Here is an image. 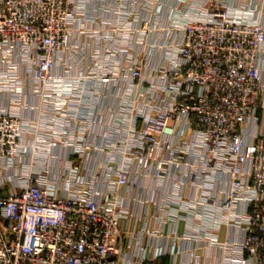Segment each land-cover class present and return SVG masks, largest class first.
<instances>
[{
    "label": "built area",
    "instance_id": "1",
    "mask_svg": "<svg viewBox=\"0 0 264 264\" xmlns=\"http://www.w3.org/2000/svg\"><path fill=\"white\" fill-rule=\"evenodd\" d=\"M96 1L0 0V93L58 130L0 107V168L20 171L0 180V264H161L150 207L161 223L209 212L202 239L174 233L197 243L185 264L212 248L264 264V131L248 132L264 109V0ZM102 98L118 103L103 117ZM39 129L68 152L37 169L20 159ZM221 225L240 238L218 241Z\"/></svg>",
    "mask_w": 264,
    "mask_h": 264
},
{
    "label": "crops",
    "instance_id": "2",
    "mask_svg": "<svg viewBox=\"0 0 264 264\" xmlns=\"http://www.w3.org/2000/svg\"><path fill=\"white\" fill-rule=\"evenodd\" d=\"M108 2L112 0H107ZM106 1V2H107ZM97 4H99V0L96 1ZM105 3V2H104ZM106 5V3H105ZM104 5V6H105ZM113 5V3H112ZM115 6V5H114ZM103 16L106 17L107 14L103 13ZM109 17H114L112 14L109 15ZM264 23V19H263ZM156 35H153L151 39L153 41H156L158 37H155ZM264 46V45H263ZM264 49V47H263ZM153 64L160 63L162 61V57H157V55H153V59L150 57L149 59ZM260 65L264 68V54L262 55V58L259 60ZM56 73H60V69L57 70ZM118 88V89H117ZM115 88L113 87L111 90L106 91V93H110L113 91H119V86ZM31 102L33 105H37L39 102L37 99L28 98L25 97L23 99V102ZM99 106L97 111L99 115H107L106 108L107 107H116L118 104L113 99H105L102 98L101 101H99ZM0 107L8 110L15 116H19L22 119H28L32 120L33 122L39 117L41 111L36 110H25L21 109L17 106L15 98L11 97L9 94L0 93ZM51 113L50 111H43L41 112L42 115H46L44 121L46 122L45 126L49 128L48 130H52L56 134L58 133V130L55 128L53 124H50V121L47 119H51ZM49 117V118H48ZM258 125L252 126L248 128V132L250 135L255 134L258 131H264V109L260 110L258 112ZM35 125V124H34ZM41 131V129H39ZM39 137L43 140H45L43 143H39V146H41V149H33L32 151V145L33 140L31 139H25L22 143L24 144V151L22 154V158L20 159V164L23 163L24 165H28L29 163L35 164L34 168H42L47 164V157H49L51 154L58 155L62 159L66 156L68 150L66 147L61 145L60 143H57L56 139L51 136V133L49 131H41L39 134ZM40 140V139H39ZM100 139H95L96 142L99 143ZM49 141L52 142V145H47ZM102 142V141H101ZM49 154V155H48ZM47 156V157H46ZM100 155H96L94 159L91 161H88L86 166L90 165V167H94L97 162L100 159ZM34 158H38L39 161H34ZM89 163V164H88ZM18 164V163H17ZM54 169L53 167H51ZM28 171L27 168L24 169V173ZM19 171L18 167H14L11 169H4L0 168V180L2 178L7 179L9 175L17 174ZM228 181H220L218 185L215 186V189H226L228 187ZM146 185V184H144ZM148 185V183H147ZM146 185V186H147ZM223 187V188H222ZM131 195L137 194L142 195V192L135 188L133 191H130ZM186 192V193H185ZM194 192V191H193ZM193 192H188L183 189L182 194L186 195L187 197L193 196ZM189 195V196H188ZM151 197L152 193H143V197ZM143 210L136 204L135 205V213H140ZM154 208L150 207L148 210H144L142 215L145 216V226L149 229H158L159 231L166 233L167 236L162 237L160 239H154L153 244L150 248V253L159 254L162 253L164 258L161 261V264H185L187 261L191 259L190 254L188 250L194 249L197 245L196 242H186L178 239H174V236L176 234H185V235H195L199 233V239H202L204 237V228L209 227L210 223L208 220H210L209 212L206 213H199L197 211L188 210L189 212H181L182 218L179 219L176 222L174 221H167V223H161L159 222V219L157 218L156 212H154ZM154 212V213H153ZM202 212V211H201ZM152 216V217H151ZM198 218V219H197ZM206 226V227H205ZM209 229V228H208ZM215 236V233H214ZM241 236V232L237 228L228 227L226 225H221L219 228V232L217 233V239L220 242H226V241H235L236 239H239ZM200 243H198L199 245ZM205 245V243H203ZM198 256L200 257V260L203 261V264H205V261H208L210 264H224L226 261V257L223 253H221L220 249L218 248H212V249H198L197 251Z\"/></svg>",
    "mask_w": 264,
    "mask_h": 264
},
{
    "label": "rangeland",
    "instance_id": "3",
    "mask_svg": "<svg viewBox=\"0 0 264 264\" xmlns=\"http://www.w3.org/2000/svg\"><path fill=\"white\" fill-rule=\"evenodd\" d=\"M32 125V124H31ZM49 155V154H48ZM47 157V156H46ZM48 158V157H47Z\"/></svg>",
    "mask_w": 264,
    "mask_h": 264
}]
</instances>
